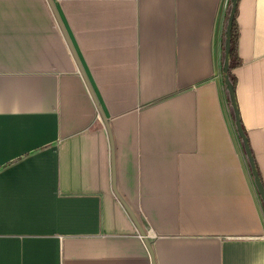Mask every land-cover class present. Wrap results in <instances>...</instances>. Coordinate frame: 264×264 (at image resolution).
I'll use <instances>...</instances> for the list:
<instances>
[{
	"label": "crops",
	"instance_id": "1",
	"mask_svg": "<svg viewBox=\"0 0 264 264\" xmlns=\"http://www.w3.org/2000/svg\"><path fill=\"white\" fill-rule=\"evenodd\" d=\"M52 1L112 143L49 1L0 0V264H264L233 0ZM234 20L264 188V0Z\"/></svg>",
	"mask_w": 264,
	"mask_h": 264
},
{
	"label": "water",
	"instance_id": "2",
	"mask_svg": "<svg viewBox=\"0 0 264 264\" xmlns=\"http://www.w3.org/2000/svg\"><path fill=\"white\" fill-rule=\"evenodd\" d=\"M48 1H49L50 5H51V7H52V9H53V11L55 13V15H56V18H57V20H58L61 28L63 29L65 35L67 36V34L65 32V29H64V26H63V24L61 22L60 16H59V14L57 12V9H56L53 1L52 0H48ZM237 3H238V0H233V11H232V14L230 16L229 27H228V30H227V41H226L227 58H226V63H225V73L226 74L229 71V64H230V62H229L228 55H229L230 50H231V33H232V28L231 27H232V24L234 22L235 12H236V9H237ZM67 39H68V36H67ZM68 41H69V44H70V47H71V50H72L73 54L75 55L76 59L78 60V57H77V55L75 53V50L73 48V45H72L71 41L69 39H68ZM78 64H79V68L81 70V73L84 76L85 81H86V83H87V85L89 87V90H90V92H91V94H92V96L94 98V101H95L96 105L98 106L99 111H100V113H101V115H102V117H103V119L105 121L107 130H108V133H109V136H110V140H111V143H112V135H111V132H110V129H109V126H108V122H107V120L105 118V115L103 113V110L100 107L99 100H98V98H97V96L95 94V91H94V89H93L90 81L88 80V77L86 75V72L83 69L82 65L80 64L79 60H78ZM226 83H227L228 88L230 90L231 98H232V101H233V104H234V107H235L236 106V103H235V98H234V90H233L231 81H230V79H229L228 76H226ZM236 114H237V121H238V129H239V132H240L241 136L245 139L244 132H243V130L241 128V125H240V122H239V117H238V112L237 111H236ZM246 146H247V152H248V154L250 156L251 163L253 164V159H252V156H251V152L249 150V147L247 145V141H246ZM112 147H113V144H112ZM254 174H255V177H256L257 185H258L259 190L261 192V195H262V197L264 199V189H263V187L261 185L260 180L257 178V173L255 172V170H254ZM115 176L116 175H115V167H114V159H113V181H114V191H115V194L120 199V201L123 203L125 209L128 211V213L132 217V219H133V221H134V223H135V225H136V227L138 229L139 234L144 238L145 242L147 243L148 247L150 248L151 247L150 242L148 241L147 235H146L145 231L142 229V227H141V225H140V223H139V221H138L135 213H133V211L128 207V205L124 202V200L120 197V195L116 191V187H115Z\"/></svg>",
	"mask_w": 264,
	"mask_h": 264
},
{
	"label": "trees",
	"instance_id": "3",
	"mask_svg": "<svg viewBox=\"0 0 264 264\" xmlns=\"http://www.w3.org/2000/svg\"><path fill=\"white\" fill-rule=\"evenodd\" d=\"M232 11H233V2H232V7H231V10H230V16H231V14H232ZM230 20V19H229ZM235 21V20H234ZM228 27H229V25H228ZM234 27H235V23L233 22V24H232V33H231V35L234 33ZM232 39V38H231ZM232 52V47H231V50H230V53ZM225 63H226V61H225ZM234 67V65L233 64H231V62H230V64H229V71L227 72V76L229 77V79H230V81H231V84H232V87H233V90H234V98H235V103H236V96H235V78L233 77V75L231 74V70H232V68ZM235 109H236V111L238 112V108H237V103H236V106H235ZM238 117H239V122H240V125H241V128H242V130H243V132H244V135H245V140L247 141V136H246V134H245V129H244V126H243V124H242V122H241V117H240V115H239V112H238ZM247 145H248V141H247ZM253 169L255 170V172L257 173V178L260 180V178H259V175H258V170H257V168H256V166H255V164H254V161H253ZM260 182H261V180H260ZM262 185V184H261ZM263 187V186H262ZM264 189V188H263Z\"/></svg>",
	"mask_w": 264,
	"mask_h": 264
}]
</instances>
